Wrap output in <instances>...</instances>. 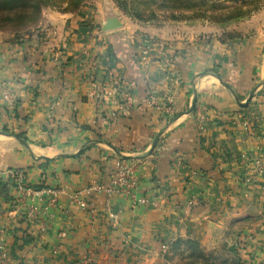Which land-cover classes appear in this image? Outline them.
Segmentation results:
<instances>
[{
    "label": "crops",
    "instance_id": "1",
    "mask_svg": "<svg viewBox=\"0 0 264 264\" xmlns=\"http://www.w3.org/2000/svg\"><path fill=\"white\" fill-rule=\"evenodd\" d=\"M46 12L30 36H0V264H19L9 247L23 233L22 264H185L188 241L211 257L196 264H264V177L257 192L234 188L227 157L237 139L239 155L264 153V119L243 138L238 118L264 116V38L185 48L175 66L144 69L125 31L104 33L96 48L73 15ZM117 87L130 92L124 104ZM151 96H165L172 116H159ZM121 161L155 207L103 191Z\"/></svg>",
    "mask_w": 264,
    "mask_h": 264
},
{
    "label": "rangeland",
    "instance_id": "2",
    "mask_svg": "<svg viewBox=\"0 0 264 264\" xmlns=\"http://www.w3.org/2000/svg\"><path fill=\"white\" fill-rule=\"evenodd\" d=\"M35 1L24 0L19 4L28 6L34 4ZM40 2L44 5L40 6L38 11L27 10L30 15L25 21L17 20L13 23L1 21L0 36L4 38L30 36L45 25L43 15L49 10L70 14L77 18L80 28L87 29L93 47L107 46L105 41L107 37L104 33L123 30L130 35L123 42L133 43L130 45L136 50L140 68L146 69L148 65L155 63L161 66L162 71L165 65L169 68L175 66L177 58L183 56L185 48L190 49L201 44L209 48L218 44L232 48L237 47L239 43L242 44L245 40L264 38V0H40ZM5 3L8 8L16 6L11 0H0V8ZM108 21L118 23L119 27L104 31L103 26ZM108 49L109 51L111 49L109 45ZM171 77L173 79V76ZM114 84L116 85L117 82ZM118 89L119 87L113 88V94L116 95L119 92ZM263 94V91H259L257 97ZM151 97L153 99H149L150 105L160 113L159 116H172L171 103L170 101L164 102L165 96H162L161 101L158 96ZM258 116L260 117L257 118L256 114L249 115V118H252L249 123H244L246 115L238 116L239 119H244L240 125L243 138L248 137L249 132L254 131L253 128L257 127L260 118L264 119V116ZM197 117H202V121L200 119L199 121L204 124L205 116L202 108L197 111ZM233 121V119L232 121L217 120L219 124L223 123L229 128L238 130V126ZM241 140H236L239 143L234 141L235 147H245V141ZM235 147L233 153L229 152V156L235 163L232 173L236 182L233 187L243 192L251 189L257 192L260 187L255 181L258 183V179L261 180L264 177V159H262L264 153L258 152L255 157L251 158L241 150L245 160L241 158L242 155H239ZM252 159H259L261 162L259 168L253 165ZM241 169L243 173H238ZM148 202V204L136 206H156V203L149 200ZM105 209L108 210L106 207ZM104 215L105 218L108 217L105 210ZM2 251L3 249H0V252ZM182 251L187 253L185 248ZM186 258H188L187 255ZM237 258L239 257L236 256L235 259ZM186 260L185 264H190V259ZM87 261L90 263V260H86L85 264H89Z\"/></svg>",
    "mask_w": 264,
    "mask_h": 264
},
{
    "label": "trees",
    "instance_id": "3",
    "mask_svg": "<svg viewBox=\"0 0 264 264\" xmlns=\"http://www.w3.org/2000/svg\"><path fill=\"white\" fill-rule=\"evenodd\" d=\"M11 1L15 3L16 6H12L8 8L6 6L7 5L6 3L1 5L0 22L4 21V22L13 23L14 21H17V20H19V22L25 21L26 19L29 18V15H30V13L27 12L28 9H32V11L36 12L40 9V6L44 5V4H41L40 0H36L34 4H31L28 6H23L25 4H19L20 2H23L24 0H11ZM108 58H109V61L111 62L114 61V56H112L110 52L108 53ZM118 91L119 92L117 93L116 99L117 101H119L120 104H124L122 97L124 98L125 94H128L130 92H128L127 87H121V89L119 88ZM102 102H103V105L109 106L107 102H104V101ZM101 116L104 117L105 115L101 113ZM222 125H225V124H222ZM15 137H17L18 139H22V135L20 134L15 135ZM227 157L228 159H231V156H227ZM238 158L239 156H237V159ZM34 189L36 188L34 187ZM13 238H14L13 239L14 243L11 247H9V253L12 257H14L17 261H19V264H22L21 258L18 256V253L23 249L24 246L28 245L31 242V240L30 241L28 240L30 238V235L23 233V235L20 238H17L16 236H14ZM174 243L178 244V242H174ZM186 250H187L186 255L190 259L189 260L190 264H196L199 261L201 263H205L209 259V256H205L199 250L198 244L195 241H188ZM239 262L240 260L239 258H237L232 264H240Z\"/></svg>",
    "mask_w": 264,
    "mask_h": 264
},
{
    "label": "built area",
    "instance_id": "4",
    "mask_svg": "<svg viewBox=\"0 0 264 264\" xmlns=\"http://www.w3.org/2000/svg\"><path fill=\"white\" fill-rule=\"evenodd\" d=\"M4 98L5 99H11V96L8 93H4ZM202 121V117L199 118ZM246 123V122H244ZM242 159H245V156L242 155L241 156ZM246 160V159H245ZM253 160V159H252ZM253 165L257 168L260 167L261 162L259 161V159L253 160ZM116 174L114 179L111 180L109 186L107 188H104V192L110 196L112 194H120L123 195L125 197H127L129 200H131L132 205L136 206V205H144V204H148V200L145 198H139L135 195V191L137 189V185H138V179L135 175V166L133 164L127 163V162H119L116 164ZM10 176H15L16 177V181L17 183L20 185H22V179L23 176L19 173L16 172H9ZM0 176H1V172H0ZM22 187V186H20ZM100 188L95 187L94 189H92L93 191H97ZM30 192V191H28ZM30 193H34V192H30ZM88 194V192H87ZM50 195L52 196L53 200L52 202H54V198L56 197V193L54 191L50 192ZM72 202L77 204V206L80 207V209L82 211L87 209V201H82L78 196H73L72 198ZM92 199V198H91ZM106 208H108V206L106 205ZM29 217L30 220L32 222L38 223L39 218L36 215V211L35 209H30L29 212ZM53 255H56V251L54 250Z\"/></svg>",
    "mask_w": 264,
    "mask_h": 264
},
{
    "label": "water",
    "instance_id": "5",
    "mask_svg": "<svg viewBox=\"0 0 264 264\" xmlns=\"http://www.w3.org/2000/svg\"><path fill=\"white\" fill-rule=\"evenodd\" d=\"M118 27H119V24H118V23H116V22H114V21H108V22H106V24L103 26V30H104V31H108V30L116 29V28H118ZM250 99H251V96H249V98H248V100L246 101V103H245L244 105H241V107H246V106L248 105ZM192 107H194V104H193Z\"/></svg>",
    "mask_w": 264,
    "mask_h": 264
}]
</instances>
